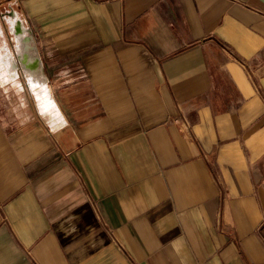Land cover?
<instances>
[{"label":"crops","instance_id":"1","mask_svg":"<svg viewBox=\"0 0 264 264\" xmlns=\"http://www.w3.org/2000/svg\"><path fill=\"white\" fill-rule=\"evenodd\" d=\"M15 5L61 117L0 79V264H264V0Z\"/></svg>","mask_w":264,"mask_h":264},{"label":"bare ground","instance_id":"2","mask_svg":"<svg viewBox=\"0 0 264 264\" xmlns=\"http://www.w3.org/2000/svg\"><path fill=\"white\" fill-rule=\"evenodd\" d=\"M12 31L18 39V60L23 66L28 84L38 105L37 109L42 115L54 116L58 121L61 114L50 91L46 89L47 79L41 68L36 46L31 36L19 21L12 23ZM0 69L1 79L3 80L2 77H5L4 80L12 81L16 76V62L13 57L8 56L4 59L0 52Z\"/></svg>","mask_w":264,"mask_h":264},{"label":"rangeland","instance_id":"3","mask_svg":"<svg viewBox=\"0 0 264 264\" xmlns=\"http://www.w3.org/2000/svg\"><path fill=\"white\" fill-rule=\"evenodd\" d=\"M3 16L7 17L6 21L2 20L0 21V52L3 55V58H7L8 56L13 57V59L16 62L17 66V55H18V49H17V43L18 39L14 36V33L12 31V22L15 20L21 22V17L18 13V9L15 5V18H12L13 16L8 13L6 10L3 11ZM8 19V20H7ZM22 23V22H21ZM23 24V23H22ZM27 30V26L23 24ZM27 33L28 30H27ZM30 34V33H29ZM11 54V55H9ZM17 60V61H16ZM22 66V65H21ZM19 65V68L17 70L16 68V76L14 79L15 83L20 89L17 88V90L8 87L5 89L6 94L9 99H12L13 105L11 107H15V112H21V113H30L36 117V119L40 120L41 122H44L45 124H49V131H52L53 125L57 122L56 117L54 116H48V115H42L39 110L37 109L38 105L35 102L32 90L30 88V85L28 84L27 78L25 76V72L23 69V66L21 67ZM3 80L5 77H2ZM1 79V77H0ZM22 83V84H21ZM51 87H49V86ZM48 85L46 84V89L50 91L53 99V89H52V82L49 80ZM11 101V102H12ZM37 105V106H36ZM53 118V119H52ZM55 120V121H54ZM52 127V128H51Z\"/></svg>","mask_w":264,"mask_h":264}]
</instances>
